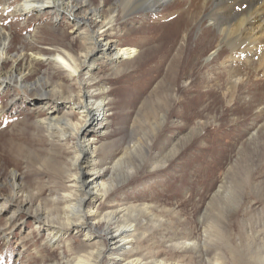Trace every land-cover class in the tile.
I'll return each mask as SVG.
<instances>
[{
    "label": "rangeland",
    "instance_id": "374dc122",
    "mask_svg": "<svg viewBox=\"0 0 264 264\" xmlns=\"http://www.w3.org/2000/svg\"><path fill=\"white\" fill-rule=\"evenodd\" d=\"M140 1L73 0L82 24L76 30L67 15L24 17L16 12L23 0H0V32L16 48L14 55L22 45L43 55L64 50L81 66L92 48L88 9L115 14V42L140 51L137 59L125 57L119 64L94 60L91 76L84 71L80 80L54 61L39 59L26 86L0 90V264H66L80 252L108 250V223L102 219L108 215L117 219L115 226L135 227L131 247L118 253L128 257L124 263L142 258L145 264H264V74L245 54L225 64L232 52L226 42L222 57H211L223 36L205 18L215 8L212 0H164L160 14L145 11L152 0ZM131 8L134 13L124 19ZM225 20L219 18L226 36L236 22ZM12 63H6L7 71ZM233 68L246 74L235 95ZM87 80L95 100L105 99L107 108L103 125L83 134L93 141L90 153L99 173L88 164L86 169L107 196L101 193L95 206H85H97L100 215L76 230L63 224L56 198L83 141L64 122L67 138L38 120L49 111L41 105L43 88L57 97L74 96ZM55 106L59 118L80 119L70 103ZM49 225L60 226L66 237L49 245ZM116 257L108 251L99 263Z\"/></svg>",
    "mask_w": 264,
    "mask_h": 264
},
{
    "label": "bare ground",
    "instance_id": "6f19581e",
    "mask_svg": "<svg viewBox=\"0 0 264 264\" xmlns=\"http://www.w3.org/2000/svg\"><path fill=\"white\" fill-rule=\"evenodd\" d=\"M72 1L73 0L71 1L23 0V4L18 8L16 12L24 17L29 16L30 14L33 13L42 14L45 12H53L55 13L56 16L67 15L70 17V19L74 20L75 23L74 28L75 29L77 28L76 30H78V28L82 25L81 20L76 15L77 14L76 10L79 8V6H74ZM162 1L164 0H152L150 2L151 4H149L146 7L144 6L145 11L146 10L156 11L155 13L160 14L159 7L164 3ZM212 1L215 4V8H213L214 10L212 11V13L210 15H207L205 18H207L211 23L210 25L213 24L214 26L213 25L212 26L217 28L219 33L223 36L220 40L219 45L217 46V48H215L216 50L213 52V55L211 57L212 58L222 57L221 48L223 47V44L226 42L230 46L232 52H231V59L227 61H226L227 57H225V55L223 54V58L226 61L225 64H229V65L230 63L233 64L235 61L242 59L241 55L245 54L247 57L251 58L252 61L258 64V67H255L256 65L254 66L255 69L258 72H262V74H264V0H257L253 2H251V0L250 1L212 0ZM144 3L145 2H143V4ZM245 3H247L246 4L247 7L243 10H240L239 8H241ZM84 6H89V4L86 2ZM90 10L91 9H88V12L91 15V26L93 27L90 37L88 38L89 39L88 41L92 43V48L85 55L84 62L82 63L81 66H78L75 59L64 50L54 51L53 52L55 53L54 55L53 53L43 55L42 52H34L35 50H33L31 46L22 45L23 47L20 46L21 48H19L20 52L14 55L12 52H14L16 48H13L14 46L10 42L9 37H5V34L0 32V90L8 89V91L12 92L13 91L12 89L14 88H22L26 86L29 82L28 78L32 73V70L35 69L37 65L33 61L39 59L54 61L61 68L66 70L71 77H75L77 80H80L81 77L83 76L84 71L85 73L88 74V76L89 75L91 76V73L94 70V66L90 63H92L94 60L101 58L102 59L112 58L114 59V63L119 64L124 61L125 57L131 59L132 58L137 59L138 57H140L139 49L128 48L126 45L120 46L118 43L115 42L117 36V32H116L117 20L115 19L116 18L115 14L104 15L101 10H93V11ZM132 13H134L133 9L125 13L124 16L126 17V15H130ZM234 17L236 22L234 24L235 28L234 26H232L233 28L231 29L233 30L230 29L225 36L224 31L222 30V26L224 23L219 24V18H222L223 20L226 19L225 21H227ZM124 19H127V17ZM238 43L241 45V47L239 48L236 47ZM224 47H227L228 49V46H224ZM133 53H136V55H132ZM30 56L31 58L33 57L34 59L30 60ZM10 61L13 63L9 71H7L6 63ZM177 61L178 60L174 58L171 62L170 65L171 67L169 69H171L172 73L175 72L174 70L176 68ZM26 64H28V67L25 66ZM85 67H87V71L84 69ZM244 76H246V74L242 69L236 70V68H233L231 72V81H230L231 82L230 91L233 95L237 93L238 87L245 82ZM90 85H92V80L85 81L84 84L82 85L83 89L79 94H74V96L70 95L68 97L66 96L57 97L54 95L55 94L54 90H48L49 87L48 88L41 87L43 88L42 97L44 99L41 105H43L44 108L45 107L48 108L49 111L47 113L43 111L42 115L39 116L41 118H39L38 121L41 122L43 125H45L47 131L49 132L52 131L51 133H54L55 135L57 133L61 134L62 138H67L69 134L66 132L65 129H63L60 126V122L62 123L64 122V124L67 126V129L78 131L77 132L78 139H81L83 141L82 144H79V147L81 149L80 155L76 157V159L73 162L72 166L74 170L69 174L70 179L67 182L68 184L65 186L63 193H61V195L56 198V202L57 204L62 206L63 215L65 216L63 224H65L69 228L72 229L75 228L76 230L77 229L82 230L84 226H86L85 223L89 218L91 219L98 218V216L100 215V211L98 210L97 206L96 208H92V206L91 208H87V207L85 208V206L88 203L91 204L93 203V205L95 206L100 199L101 193H103V195L101 196L103 199L107 196V192L105 191V188H95L97 187L98 179L92 178L91 176L89 177L88 174L91 171L89 172V169H86L88 167L87 166L88 164L89 166H91L93 173L94 171L96 173H99L98 166L96 165L97 162L95 163L94 153H90L92 149L93 141L88 139L83 134L84 132L86 131L88 132L89 130L94 128L96 130V127H100L103 125V123L106 120L105 109L107 108V103L105 99L99 101L95 100V95L91 93V89L93 87ZM33 87L35 86H31V88ZM55 91L58 94H62L63 92V91L61 92V90L58 89H55ZM13 95L11 96L12 100H14L15 97V96L13 97ZM61 101L68 102L71 104V108L77 109V113L80 116L78 122H72V120L66 115L63 117L64 119L59 118V111H58L59 107L58 106L56 107L55 105L59 104ZM65 125L64 127H66ZM84 160L86 162L85 163L86 166L82 164ZM11 174H12L11 179H13V181L15 182L17 179V173L15 171H11ZM1 186L2 185L0 183V190H2ZM14 186L17 187L19 185L14 184ZM94 188H95V192L93 194L91 191ZM15 198L17 199V196H15ZM7 201H10L9 197L5 199L4 203H6ZM3 207L4 206H1L0 208L1 211ZM15 215H16L15 213H12V216ZM58 219L62 220L61 218ZM102 219H104L108 223L107 230L105 232L108 241V247L106 248H108V250L98 249V247H96V249L91 250L88 253L80 252L78 255H76V257L72 259H66V264H100L99 261L103 258L104 254L108 253V251H113L115 252V255H117V257L115 258L116 260L113 263L110 262V264H145V259L142 258H139L136 261L133 260L124 263V261L128 260V257H124L125 253L118 254L121 249L129 250V248L131 247L129 241L134 239L136 233L135 227L124 226V225L115 226L116 223L118 224V221L115 217L110 215ZM49 226L50 227H48L46 230L48 235L47 237L48 239H50L48 243L49 245H51L55 239L66 237L67 233L64 232L60 226H54V225H49ZM85 238L87 241L92 240V237L90 236L89 232L86 233ZM190 244H192L193 246L198 245L197 242L196 244L195 242ZM66 247H68V249L71 250L70 246H66ZM65 258L66 257H63L64 260ZM158 264H164V263H158Z\"/></svg>",
    "mask_w": 264,
    "mask_h": 264
}]
</instances>
